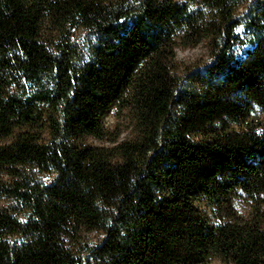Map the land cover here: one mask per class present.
Segmentation results:
<instances>
[{
	"label": "trees",
	"instance_id": "obj_1",
	"mask_svg": "<svg viewBox=\"0 0 264 264\" xmlns=\"http://www.w3.org/2000/svg\"><path fill=\"white\" fill-rule=\"evenodd\" d=\"M0 198V264H264V0H0Z\"/></svg>",
	"mask_w": 264,
	"mask_h": 264
},
{
	"label": "rangeland",
	"instance_id": "obj_2",
	"mask_svg": "<svg viewBox=\"0 0 264 264\" xmlns=\"http://www.w3.org/2000/svg\"><path fill=\"white\" fill-rule=\"evenodd\" d=\"M242 35H244L243 29L239 30ZM250 46L246 45L244 46V49H249ZM177 59L184 61L186 63H195L197 61H200L201 63H205L209 60L208 50L204 45H199L195 48H189V49H178L177 50ZM121 127L124 128V132L122 133L121 137L127 135V130L125 128V124H123V121L119 118H117L115 115H111L106 120V127L110 129L111 131H114V127ZM87 144L90 145H98L100 146V141H96L92 138H88L86 141ZM6 204V201L2 198H0V206H4ZM86 237L90 238L92 242H97L101 237L100 234L95 233H89Z\"/></svg>",
	"mask_w": 264,
	"mask_h": 264
},
{
	"label": "snow or ice",
	"instance_id": "obj_3",
	"mask_svg": "<svg viewBox=\"0 0 264 264\" xmlns=\"http://www.w3.org/2000/svg\"><path fill=\"white\" fill-rule=\"evenodd\" d=\"M93 39H95V37H93Z\"/></svg>",
	"mask_w": 264,
	"mask_h": 264
}]
</instances>
